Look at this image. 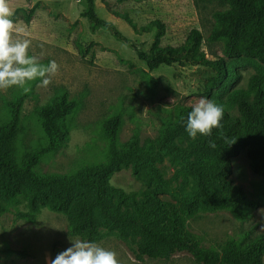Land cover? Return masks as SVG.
<instances>
[{"label": "trees", "instance_id": "16d2710c", "mask_svg": "<svg viewBox=\"0 0 264 264\" xmlns=\"http://www.w3.org/2000/svg\"><path fill=\"white\" fill-rule=\"evenodd\" d=\"M225 3V9L212 13L207 41L221 42L222 52L228 58L248 57L264 65V0ZM111 12L136 34L154 31L149 48H142L112 21L101 18L95 0H85L80 14L87 19L91 31L104 29L133 49L147 71L162 65L204 66L214 72L206 78V96L228 76L222 57L206 56L200 29L192 28L177 46L163 45L165 24L161 20L138 26L128 13ZM14 13L13 21L22 18L29 23L33 8L26 13ZM26 96L23 92L6 103L8 118L0 123V212L11 211L18 218L34 221L39 211L47 208L66 217L70 236L94 242L100 239L103 227L119 239L135 244L132 253L140 260L168 259L185 252L199 264H264L263 232L252 235L248 231L212 248L205 246L188 227V221L203 212L226 211L238 221H245L259 207V201L249 198L243 187L233 182L231 159L244 150L251 171L264 176V75H251L247 87L233 91L236 115L219 103L224 109L223 127L213 129L211 136L198 134L195 139L190 138L185 120L192 107L180 105L175 117L166 120L155 138L141 142L135 131L122 142V119L115 114L101 123L106 141L101 159L63 173L40 171L38 166L69 141L70 116L77 101L70 98L67 89H60L46 104L38 106L34 114L40 122L43 140L20 154L18 141L24 131L21 107ZM223 137H236V142L228 146ZM209 141L216 147H210ZM164 156L193 177L195 189L190 195L177 196L174 201L160 196L164 179L156 162ZM128 167L141 183L136 191L127 192L110 184L116 172ZM136 235L140 241L134 239ZM6 252L21 258L29 255L25 249L8 248Z\"/></svg>", "mask_w": 264, "mask_h": 264}, {"label": "rangeland", "instance_id": "374dc122", "mask_svg": "<svg viewBox=\"0 0 264 264\" xmlns=\"http://www.w3.org/2000/svg\"><path fill=\"white\" fill-rule=\"evenodd\" d=\"M8 3L20 14L33 8L29 23L22 18L14 21L16 28L23 29L15 32L14 38L30 39L29 55L36 56L41 64L55 60L59 65L46 88L40 86L39 79L25 85L31 91L21 107L24 131L19 136V153L32 150L43 140L40 122L34 114L38 106L46 104L60 89H67L70 98L77 101L76 110L70 116L69 141L40 162V171L69 172L85 162L101 159L106 146L101 123L115 114L122 119L119 130L122 142L135 131L141 142L155 138L166 120L175 117L178 106L192 107L201 97L222 104L230 114L236 115L233 91L247 87L251 75H264V65L256 59L228 58L222 52L221 42L207 41L212 13L225 9V0H95L97 14L112 21L144 49L151 45L154 31L136 34L111 11L128 13L138 26L153 19L161 20L165 24L163 45L177 46L192 28L200 29L206 56L222 57L228 74L209 96L204 92L207 76L214 73L211 69L174 64L147 71L134 50L124 42L104 29L90 30L87 19L80 14L85 0H8ZM23 92L15 86L0 90V123L8 118L6 103ZM156 165L164 179L161 197L174 201L175 197L188 196L194 191L193 177L183 173L169 156H164ZM231 166L233 182L241 185L246 195L260 205L245 221H238L226 211L203 212L190 219L189 229L199 235L207 247L218 248L227 238H238L248 231H252V235L264 233V176L251 171L244 150L232 157ZM110 184L127 192L141 187L130 167L116 172ZM100 231L102 235L96 243L115 251L119 264H199L185 252L168 259H136L132 253L135 244L119 239L103 227ZM70 239L80 238L68 234L67 220L61 213L42 208L36 219L29 221L16 217L11 211L0 212V264H46V257L55 258L57 253L71 246ZM134 239L140 241L141 238L136 235ZM8 248L25 249L29 255L18 257L7 253Z\"/></svg>", "mask_w": 264, "mask_h": 264}, {"label": "clouds", "instance_id": "9594fccd", "mask_svg": "<svg viewBox=\"0 0 264 264\" xmlns=\"http://www.w3.org/2000/svg\"><path fill=\"white\" fill-rule=\"evenodd\" d=\"M14 10L8 0H0V90L20 87L25 93L31 91L25 85L39 79L41 87L51 83V77L58 70L55 60L47 65L40 63L36 56L29 55L31 40L15 37V32L23 31L16 28L12 17ZM224 109L213 100L201 97L192 106L185 120V131L195 139L197 135L211 136L213 129L222 128L221 120ZM230 146L236 142V137H223ZM209 146L216 145L209 141ZM71 246L56 254L55 258L46 257V264H119L115 251L106 249L94 241L85 239L71 240Z\"/></svg>", "mask_w": 264, "mask_h": 264}]
</instances>
